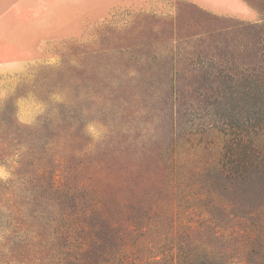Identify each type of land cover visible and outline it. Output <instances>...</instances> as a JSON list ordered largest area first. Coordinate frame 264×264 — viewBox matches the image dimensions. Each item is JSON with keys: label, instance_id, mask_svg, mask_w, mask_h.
Instances as JSON below:
<instances>
[{"label": "rangeland", "instance_id": "rangeland-1", "mask_svg": "<svg viewBox=\"0 0 264 264\" xmlns=\"http://www.w3.org/2000/svg\"><path fill=\"white\" fill-rule=\"evenodd\" d=\"M241 1L0 0V264H264V0Z\"/></svg>", "mask_w": 264, "mask_h": 264}, {"label": "trees", "instance_id": "trees-1", "mask_svg": "<svg viewBox=\"0 0 264 264\" xmlns=\"http://www.w3.org/2000/svg\"><path fill=\"white\" fill-rule=\"evenodd\" d=\"M248 132L246 134L239 133L237 131L229 132V129H225V131H223L227 139L223 145V148L221 149L220 156L223 158L221 159V163H222L221 170H222V173H224L225 175H229V176L239 175L242 172H245V168H244L245 162L247 160L251 162L254 150L247 149L248 142H251V137ZM231 205L232 204L230 203H226L227 209L231 207ZM19 210L15 208V210L10 211L11 214L15 213L17 217H21L20 216L21 214L24 216V217H21L23 221L22 220L16 221V223L14 224L16 228H20L23 222L25 221H29L30 219H35L33 215L26 214L24 212L27 209L20 207ZM11 217H12L11 215L6 216V218L8 219H10ZM193 254H192V259L182 262L181 264H224V263L226 264H249L250 262L251 264L254 263L253 260L251 261L249 259L245 261L241 260V262L239 261L235 262L233 260H231L232 262L230 261L227 262L225 261L226 258L224 256L217 257L208 252H206L205 255H201V256L197 254V251H194ZM256 264H259V263H256Z\"/></svg>", "mask_w": 264, "mask_h": 264}, {"label": "crops", "instance_id": "crops-1", "mask_svg": "<svg viewBox=\"0 0 264 264\" xmlns=\"http://www.w3.org/2000/svg\"><path fill=\"white\" fill-rule=\"evenodd\" d=\"M214 6H224L225 9L237 13L242 18L253 16V11L241 0H207Z\"/></svg>", "mask_w": 264, "mask_h": 264}]
</instances>
